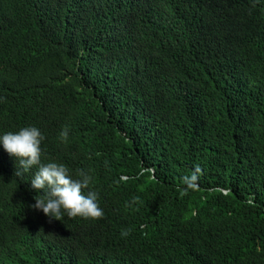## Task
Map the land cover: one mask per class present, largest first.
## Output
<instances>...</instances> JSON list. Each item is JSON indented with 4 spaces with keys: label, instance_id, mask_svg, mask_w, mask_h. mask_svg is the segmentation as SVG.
Masks as SVG:
<instances>
[{
    "label": "trees",
    "instance_id": "1",
    "mask_svg": "<svg viewBox=\"0 0 264 264\" xmlns=\"http://www.w3.org/2000/svg\"><path fill=\"white\" fill-rule=\"evenodd\" d=\"M0 98L104 212L33 209L0 144V264H264V0H0Z\"/></svg>",
    "mask_w": 264,
    "mask_h": 264
},
{
    "label": "clouds",
    "instance_id": "2",
    "mask_svg": "<svg viewBox=\"0 0 264 264\" xmlns=\"http://www.w3.org/2000/svg\"><path fill=\"white\" fill-rule=\"evenodd\" d=\"M59 136L62 141H67L68 129L64 128ZM44 140L45 136L34 126H26L16 132L9 131L0 135V144L10 156L17 158L20 165L19 169L16 168L15 176L21 177L28 172L33 175L31 187L37 195L34 197L35 204L31 207L56 220H61L65 213L69 218L93 220L103 218L104 212L97 202V193L89 190L85 194V190L89 189L92 183V176L84 169H80L76 173L78 178H73L64 164L41 162V143ZM199 173L200 168L197 166L191 176H184L182 183L185 187L178 188V191L187 192L194 188ZM130 233L131 229L125 228L121 231V237H127Z\"/></svg>",
    "mask_w": 264,
    "mask_h": 264
},
{
    "label": "bare ground",
    "instance_id": "3",
    "mask_svg": "<svg viewBox=\"0 0 264 264\" xmlns=\"http://www.w3.org/2000/svg\"><path fill=\"white\" fill-rule=\"evenodd\" d=\"M7 154V153H6ZM2 172V171H1ZM20 258V257H19ZM21 259H23L22 257H21ZM79 260V259H78ZM83 260V259H82ZM81 261V260H80Z\"/></svg>",
    "mask_w": 264,
    "mask_h": 264
}]
</instances>
